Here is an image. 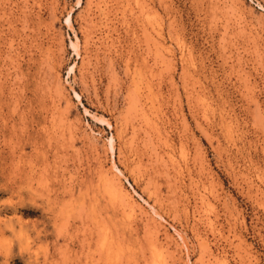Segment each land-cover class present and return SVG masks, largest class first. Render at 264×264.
I'll list each match as a JSON object with an SVG mask.
<instances>
[{"label": "rangeland", "instance_id": "1", "mask_svg": "<svg viewBox=\"0 0 264 264\" xmlns=\"http://www.w3.org/2000/svg\"><path fill=\"white\" fill-rule=\"evenodd\" d=\"M0 264H264V0H0Z\"/></svg>", "mask_w": 264, "mask_h": 264}, {"label": "bare ground", "instance_id": "2", "mask_svg": "<svg viewBox=\"0 0 264 264\" xmlns=\"http://www.w3.org/2000/svg\"><path fill=\"white\" fill-rule=\"evenodd\" d=\"M111 141H112V140H111ZM111 141H110V142H111Z\"/></svg>", "mask_w": 264, "mask_h": 264}]
</instances>
